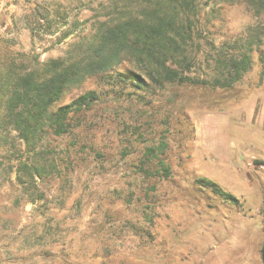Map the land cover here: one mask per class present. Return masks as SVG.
I'll return each instance as SVG.
<instances>
[{
	"label": "rangeland",
	"instance_id": "1",
	"mask_svg": "<svg viewBox=\"0 0 264 264\" xmlns=\"http://www.w3.org/2000/svg\"><path fill=\"white\" fill-rule=\"evenodd\" d=\"M262 1L199 0L192 75L208 78L219 53L251 46L253 64L240 81L216 89L165 83L140 95L127 87L118 100L110 93L81 113L76 137L59 138L66 152L40 182L43 198L17 182L25 147L15 139L8 149L2 131L0 264H264ZM138 2L0 0V81L82 55L103 23ZM98 85L89 77L62 102ZM199 177L239 202L199 186Z\"/></svg>",
	"mask_w": 264,
	"mask_h": 264
},
{
	"label": "trees",
	"instance_id": "2",
	"mask_svg": "<svg viewBox=\"0 0 264 264\" xmlns=\"http://www.w3.org/2000/svg\"><path fill=\"white\" fill-rule=\"evenodd\" d=\"M249 1L256 5L263 2ZM199 4V0H139L135 9L125 7L111 24L103 23L85 44L82 55L68 61L53 59L40 67L8 74L0 81V142L2 131H6L4 145L9 143L8 149H16L15 139L25 147L26 156L17 159L15 174L34 201L43 198L39 184L58 171L59 160L66 152L60 150L59 138L71 136L73 131L76 137L75 123H79L81 113L104 102L110 93L118 100L125 93L123 88L140 95L154 92L165 83L228 88L251 69L253 48L242 46L236 53H219L208 78L192 75L195 41L202 35ZM122 61L133 66L120 68ZM89 77H97V88L62 102ZM102 81L111 88L100 84ZM13 133L17 138L9 137ZM160 167L164 176L170 175L165 164ZM196 183L224 201L239 202L213 180L199 177Z\"/></svg>",
	"mask_w": 264,
	"mask_h": 264
},
{
	"label": "built area",
	"instance_id": "3",
	"mask_svg": "<svg viewBox=\"0 0 264 264\" xmlns=\"http://www.w3.org/2000/svg\"><path fill=\"white\" fill-rule=\"evenodd\" d=\"M262 167H264V166H262Z\"/></svg>",
	"mask_w": 264,
	"mask_h": 264
}]
</instances>
